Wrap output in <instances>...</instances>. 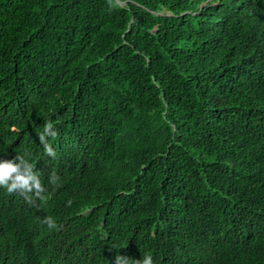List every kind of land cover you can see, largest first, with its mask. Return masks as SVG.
I'll return each mask as SVG.
<instances>
[{
  "label": "trees",
  "instance_id": "trees-1",
  "mask_svg": "<svg viewBox=\"0 0 264 264\" xmlns=\"http://www.w3.org/2000/svg\"><path fill=\"white\" fill-rule=\"evenodd\" d=\"M17 157L0 264H264V0H0Z\"/></svg>",
  "mask_w": 264,
  "mask_h": 264
},
{
  "label": "clouds",
  "instance_id": "clouds-1",
  "mask_svg": "<svg viewBox=\"0 0 264 264\" xmlns=\"http://www.w3.org/2000/svg\"><path fill=\"white\" fill-rule=\"evenodd\" d=\"M56 135L53 124L49 122L45 125L39 137L41 142L45 144L49 156H53L55 153L51 146L47 144V138L55 137ZM0 188L4 189L9 195L17 193L28 200L31 199L32 195L42 198L41 194L45 191L39 175L33 171L30 162L19 157L16 158V161L0 159ZM46 222L49 229L56 227L52 218H47ZM124 259L121 258L122 261ZM142 264H153L151 256H146Z\"/></svg>",
  "mask_w": 264,
  "mask_h": 264
},
{
  "label": "water",
  "instance_id": "water-1",
  "mask_svg": "<svg viewBox=\"0 0 264 264\" xmlns=\"http://www.w3.org/2000/svg\"><path fill=\"white\" fill-rule=\"evenodd\" d=\"M118 2V0H116Z\"/></svg>",
  "mask_w": 264,
  "mask_h": 264
}]
</instances>
